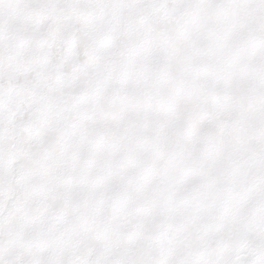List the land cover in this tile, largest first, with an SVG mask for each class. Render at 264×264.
Wrapping results in <instances>:
<instances>
[{
  "label": "snow or ice",
  "instance_id": "snow-or-ice-1",
  "mask_svg": "<svg viewBox=\"0 0 264 264\" xmlns=\"http://www.w3.org/2000/svg\"><path fill=\"white\" fill-rule=\"evenodd\" d=\"M0 264H264V0H0Z\"/></svg>",
  "mask_w": 264,
  "mask_h": 264
}]
</instances>
